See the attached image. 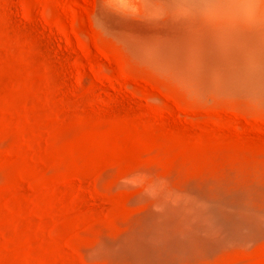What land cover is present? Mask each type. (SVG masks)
Masks as SVG:
<instances>
[{
    "label": "rangeland",
    "instance_id": "rangeland-1",
    "mask_svg": "<svg viewBox=\"0 0 264 264\" xmlns=\"http://www.w3.org/2000/svg\"><path fill=\"white\" fill-rule=\"evenodd\" d=\"M152 5L0 0V264H264L212 215L264 208V110L157 61L211 27ZM137 169L167 177L151 200L119 185Z\"/></svg>",
    "mask_w": 264,
    "mask_h": 264
},
{
    "label": "bare ground",
    "instance_id": "bare-ground-1",
    "mask_svg": "<svg viewBox=\"0 0 264 264\" xmlns=\"http://www.w3.org/2000/svg\"><path fill=\"white\" fill-rule=\"evenodd\" d=\"M210 27L211 34L195 43L155 48V59L178 71L201 96L213 93L264 110V28ZM212 215L227 240L238 234L264 235L263 207L218 203ZM164 252L154 247L148 254Z\"/></svg>",
    "mask_w": 264,
    "mask_h": 264
},
{
    "label": "clouds",
    "instance_id": "clouds-1",
    "mask_svg": "<svg viewBox=\"0 0 264 264\" xmlns=\"http://www.w3.org/2000/svg\"><path fill=\"white\" fill-rule=\"evenodd\" d=\"M152 6L161 11V22L183 19L234 28H264V0H153ZM165 182L166 176L145 169L134 170L119 178L122 188L139 189L146 200H151L157 186ZM153 210H156L154 205ZM88 255L91 257L88 264H106V260L98 259L94 251Z\"/></svg>",
    "mask_w": 264,
    "mask_h": 264
}]
</instances>
